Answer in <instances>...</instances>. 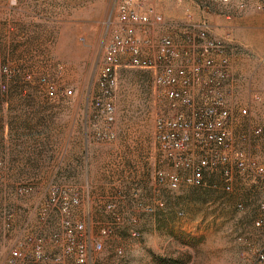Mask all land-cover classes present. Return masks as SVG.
Listing matches in <instances>:
<instances>
[{"label":"rangeland","instance_id":"rangeland-1","mask_svg":"<svg viewBox=\"0 0 264 264\" xmlns=\"http://www.w3.org/2000/svg\"><path fill=\"white\" fill-rule=\"evenodd\" d=\"M152 2L161 20L139 30L141 40L157 49L170 38L184 49L191 37L198 49L204 31L232 49L241 91L229 104L246 106L250 89H264V0ZM116 3L0 0V264L14 237L9 225L29 224L50 238L63 237L67 222L84 223L103 243L97 264H264V181L239 183L228 194L189 186L173 192L158 180L157 171L172 167L156 139L157 121L168 112L155 72L118 69L117 139L104 138L92 98L103 97ZM234 49L254 51L234 65Z\"/></svg>","mask_w":264,"mask_h":264},{"label":"built area","instance_id":"built-area-1","mask_svg":"<svg viewBox=\"0 0 264 264\" xmlns=\"http://www.w3.org/2000/svg\"><path fill=\"white\" fill-rule=\"evenodd\" d=\"M152 1L117 0L115 17L108 23L100 75L103 97L92 98L107 127L104 138L117 139L113 99L118 69L126 64L155 72L159 98L167 103V116L163 113L156 124V139L172 171H157L160 182L173 192L189 186L230 194L239 183L264 181V89H250L246 106L229 104L241 91L240 77L231 71L232 49L204 31L198 34V49H191V37L184 49L170 38L162 39L157 49L149 39L141 40L139 30L146 32L153 20H161ZM239 51L234 49L233 55ZM73 93L68 88L63 92L65 97ZM47 95L57 97L51 87ZM214 177L219 183H213ZM255 226L262 228V221ZM63 227V237L48 238L34 233L29 224L9 225L14 237L4 264H97L103 243L92 239L84 223L67 222ZM48 242L57 252H48ZM118 254L124 255L122 250ZM258 259L264 261V254Z\"/></svg>","mask_w":264,"mask_h":264},{"label":"crops","instance_id":"crops-1","mask_svg":"<svg viewBox=\"0 0 264 264\" xmlns=\"http://www.w3.org/2000/svg\"><path fill=\"white\" fill-rule=\"evenodd\" d=\"M253 51H254V49H241V51H239L234 56L233 64L235 65L236 62H238L239 64L243 63V62H247V58H249V55L253 54L252 53ZM234 68L236 69L237 72H242V75L247 74L244 72V70L237 69L236 66H234ZM235 69H234V72H235Z\"/></svg>","mask_w":264,"mask_h":264}]
</instances>
